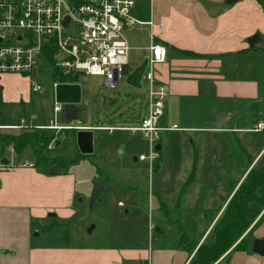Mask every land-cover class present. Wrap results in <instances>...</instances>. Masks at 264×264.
Returning a JSON list of instances; mask_svg holds the SVG:
<instances>
[{
    "label": "rangeland",
    "instance_id": "obj_1",
    "mask_svg": "<svg viewBox=\"0 0 264 264\" xmlns=\"http://www.w3.org/2000/svg\"><path fill=\"white\" fill-rule=\"evenodd\" d=\"M150 3V0L139 1L131 10L130 17L139 22L149 20L146 9ZM257 7L259 11L246 13V27L251 29L255 25L256 31L251 37L260 35L258 49L236 57L233 61L241 68L227 67L229 70L226 72L236 77L255 79L260 85V96L254 101H229L226 110L231 116L224 125L237 129L206 134L211 138L208 147L197 151L200 158L197 162L188 158L193 137L186 136L187 132L170 134L169 147L163 144L161 160L151 162L134 160V157H149L150 154L149 141L139 132L118 130L109 133L94 129V152L83 156L74 143V132L48 131L51 134L61 132L58 133L60 144H55L52 155L63 156L69 161L66 171L57 172V176L71 177L70 196L63 207L70 206L74 214L70 220L64 221L47 217L44 225L51 231L47 233L44 230L46 234L42 232L39 243H67L69 240L71 245L78 247L133 256V252L152 248L178 249L179 231L191 243L202 237L247 167L245 148H256L264 141V130H253L258 119L264 124V0H260ZM259 16V20L255 19ZM149 35L150 28L142 24L125 31L131 48L128 64L123 67L122 80L116 89L105 88L101 76L76 74L82 86V100L75 105L73 114L76 121L91 127L131 128L139 125V118L146 112V88L145 85L141 89L132 87L126 83V78L148 55ZM50 72L49 64L41 61L38 75L27 76L30 89L37 85L42 87L40 93L31 91L30 102L0 104V125L38 127L71 124L73 117L68 119L64 105L55 120L54 82ZM3 78L10 84L16 81L14 77ZM33 158L30 149L17 155L10 146H0V164L7 159L11 164L23 165ZM46 171L50 174V169ZM94 181L100 182L105 191L90 208ZM211 238L208 231L201 244ZM183 254L187 256L188 253ZM232 258L234 256H229L224 261L221 258L219 263L231 264ZM128 264H142V260L129 261Z\"/></svg>",
    "mask_w": 264,
    "mask_h": 264
},
{
    "label": "crops",
    "instance_id": "obj_2",
    "mask_svg": "<svg viewBox=\"0 0 264 264\" xmlns=\"http://www.w3.org/2000/svg\"><path fill=\"white\" fill-rule=\"evenodd\" d=\"M139 1L141 0L136 4ZM150 1V7L146 9L149 20H141L144 21L142 25L150 28L147 56L151 54L150 47L154 44L164 46L167 53L166 60L155 67L157 81L166 87L168 93L161 126H177L176 130L167 129L161 132L160 160L163 144H166V148L169 147L170 134L187 132L186 136L193 137L188 158L195 163L200 159L197 151L208 147L211 137L206 134L234 132L237 129L226 128L224 125L231 116L230 111L226 110L229 101H254L260 96V85L255 79L236 77L235 74L229 75V71L226 72L229 70L227 67L240 69L233 60L239 55L250 53L245 51L249 48L247 39L256 29L255 25L251 29L246 27V13L259 11L258 2L239 0L229 5L226 0ZM255 19L259 20L260 16ZM128 28L130 27L125 28V31ZM184 52L199 56H190ZM3 77H14L16 81L10 84L7 80L4 82ZM26 78L27 76L19 74L0 76V104L17 105L30 102L32 90ZM214 114L225 117L221 125L215 124ZM72 117L77 120L73 115L68 119ZM143 117L139 118V122ZM258 122L259 119L253 128ZM245 153L248 155L247 167L234 186V191L263 155L264 141L256 148H245ZM25 162L34 166H26ZM25 162L23 165L10 162L3 165L1 161L0 164V264H128L129 261L140 260L142 264H189L208 231L210 235L231 197L230 191L227 200L224 199L225 203L223 201L198 243H191H197L192 253L181 247V239L178 249L152 248L153 250L133 252V256H119L116 251L78 247L71 245L69 240L67 243H39V238L43 237L42 232L46 234L51 231L49 226L44 225L47 217L58 221L73 217L71 207H63L70 196L71 177L57 176L60 171L56 175L46 174V168L35 166V157ZM65 171L66 169L62 170ZM49 213H55V216ZM256 221L259 222L254 230V240L264 239V210ZM253 227L254 224L247 233ZM236 244L222 255L223 261L234 256L231 264H264V256L254 253L252 248L250 251L232 250ZM183 252H187V256H183ZM219 261L215 264H221Z\"/></svg>",
    "mask_w": 264,
    "mask_h": 264
},
{
    "label": "built area",
    "instance_id": "obj_3",
    "mask_svg": "<svg viewBox=\"0 0 264 264\" xmlns=\"http://www.w3.org/2000/svg\"><path fill=\"white\" fill-rule=\"evenodd\" d=\"M138 0H0V76L19 74L36 76L39 64L48 63L50 73L62 76H101L107 89H116L121 83L123 67L128 64L130 46L125 28L144 24L130 17ZM149 63L143 75L147 103L146 115L136 127H91L84 125H51L41 127L51 130L104 129L139 132L149 141V157L140 155L138 160L157 161L161 151L157 148L163 128L167 89L157 81L155 67L166 60L164 46L150 47ZM36 70V75H33ZM54 82L53 89L57 84ZM65 83V82H64ZM40 93L42 87L31 89ZM63 105L54 103L55 120ZM24 126H0V129H19ZM264 129L258 122L253 130ZM53 147L52 145L50 146ZM154 164V163H153ZM26 166L34 164L25 162ZM122 205V203H120Z\"/></svg>",
    "mask_w": 264,
    "mask_h": 264
},
{
    "label": "trees",
    "instance_id": "obj_4",
    "mask_svg": "<svg viewBox=\"0 0 264 264\" xmlns=\"http://www.w3.org/2000/svg\"><path fill=\"white\" fill-rule=\"evenodd\" d=\"M255 1L260 3V0ZM257 49L258 45L245 51H256ZM184 53L194 57L199 56L192 52ZM51 76L53 82L79 83L76 75L62 76L53 71ZM49 130L51 129L41 127L0 129V146L3 148L10 146L14 150V154L17 155H21L26 149H31L36 160L35 166H41L47 170L53 167L57 171H62L67 169L68 159L63 156L52 155L55 144H60V142L57 144L58 133L62 131L74 132V143L76 145V131L65 129L56 134H51L48 133ZM234 189L235 187L231 188V197L210 232L212 235L211 240L198 247L189 264H215L237 242L232 250H251L254 241V230L259 222L256 220L264 210V153L248 172L237 190L234 191ZM253 224L254 227L247 233ZM179 232L181 247L192 253L198 242L191 244L187 236L182 231Z\"/></svg>",
    "mask_w": 264,
    "mask_h": 264
},
{
    "label": "water",
    "instance_id": "obj_5",
    "mask_svg": "<svg viewBox=\"0 0 264 264\" xmlns=\"http://www.w3.org/2000/svg\"><path fill=\"white\" fill-rule=\"evenodd\" d=\"M239 0H226V3L231 5ZM261 41L259 34H254L249 38V48H254ZM149 63V56H146L143 61L127 76L126 83L132 87L141 89L143 87L142 79L145 73V70ZM36 70H34L33 75H36ZM55 101L64 105L65 113L67 117H71L75 113V105L79 104L82 100V86L79 83H59L54 89ZM215 124L221 125L223 116L215 115ZM72 125H81V121L72 120ZM93 130L84 129L76 132L75 141L76 145L82 155H91L94 152L93 145ZM59 141L57 142V144ZM157 148L160 150L161 146L158 145ZM134 160H138L137 157H134ZM3 165H8L9 161L7 159L2 160ZM51 175H56L57 170L54 168L50 169ZM105 187L98 181H94L93 189L90 196L89 206L93 207L95 202L101 197L104 193ZM55 216V214H51ZM252 251L258 255L264 256V239H255L252 244Z\"/></svg>",
    "mask_w": 264,
    "mask_h": 264
}]
</instances>
